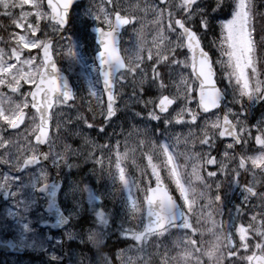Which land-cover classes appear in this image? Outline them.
<instances>
[{
    "label": "snow or ice",
    "instance_id": "snow-or-ice-1",
    "mask_svg": "<svg viewBox=\"0 0 264 264\" xmlns=\"http://www.w3.org/2000/svg\"><path fill=\"white\" fill-rule=\"evenodd\" d=\"M139 12L153 17L150 45ZM0 17L14 29L0 23V232L18 234L9 247L44 252L42 264H264V113L249 127L264 108L254 0H146L137 11L120 0H0ZM55 57L69 71L91 61L96 79L79 97L90 116ZM105 177L111 190L92 187ZM117 218L127 247L109 255ZM89 244L93 255L77 253Z\"/></svg>",
    "mask_w": 264,
    "mask_h": 264
},
{
    "label": "rangeland",
    "instance_id": "rangeland-1",
    "mask_svg": "<svg viewBox=\"0 0 264 264\" xmlns=\"http://www.w3.org/2000/svg\"><path fill=\"white\" fill-rule=\"evenodd\" d=\"M121 4L123 5V8L129 11H137V6L139 5L140 7L143 6V4L146 2V0H120ZM139 17H140V23H138L136 25V29L137 31H141L143 34V38L146 41V45H150L153 37L156 35V31H155V24L153 22V17L151 16V14L148 15H144L143 12H139ZM14 29L10 26V30L9 31H13ZM18 31V30H17ZM1 36V35H0ZM5 37V36H3ZM6 38V37H5ZM138 37L136 35V32L133 31V29L131 27L128 28V32L127 34H125L124 37V48L129 49V52L127 53V56L129 57H134L137 46H138ZM66 44V41L62 42ZM0 47H3V44H0ZM64 62H68L66 59H63ZM81 66V65H80ZM82 67V66H81ZM82 71H83V75L87 81V83L89 81H92V76L90 74V72L87 70L86 66L84 65L82 67ZM93 82V81H92ZM89 85V83H88ZM83 94L84 97H87L88 94L85 90H83ZM81 101V100H80ZM80 101H78V103H76V106L78 108H80V111L83 112L86 115H91L90 113L87 112L86 110V105H84L83 103H81ZM95 103V102H93ZM120 106L123 109V101L120 102ZM136 110H139V107L136 108ZM71 113H74L76 115V111L75 110H69ZM264 113V108H261L260 105H256L253 109H252V115L250 117L249 120V127H252V125L255 124V121L257 119L260 118L261 114ZM100 117L97 116V120H99ZM122 124V121H116V127H115V131L116 133L119 135L121 132V128L119 127V125ZM130 129H125V134L127 135V132ZM253 132L255 133V128L252 129ZM178 132L182 131L184 134L187 133V129H177ZM136 137L133 136L132 138H130L129 143L130 145H132V143L135 142ZM23 140V139H22ZM59 143V142H58ZM76 145V144H74ZM77 146V145H76ZM134 147V146H133ZM85 150H87V146H85ZM255 152V148L253 146H251V150L249 151L248 154H254ZM137 153H139V151H137ZM140 154V153H139ZM137 164H141V157L139 156V159H136ZM154 162H158L156 160H154ZM147 160L146 158L143 159L141 166H143V164H146ZM88 167H91V164H88L85 166V168L87 169ZM135 169V167H134ZM136 173L138 174V172L136 171ZM245 178V175H244ZM259 179V177H257ZM242 179H243V175H242ZM247 180L250 181L252 180V175L251 173H248L247 175ZM92 187L94 189H100L101 191H104L105 189L111 190L112 189V183L110 180L107 179V177H105L103 180H101L100 184H96L95 179H93L91 181ZM101 187H103V189H101ZM240 195L239 191H237L236 193L233 194V196L238 197ZM87 198V194H85V199ZM107 206L109 208L113 207V203L110 204V201H106ZM115 207H119V204L117 203L115 205ZM249 216L251 215V213L248 214ZM35 219V218H34ZM226 219V217H225ZM90 223V222H89ZM245 225L247 224V221H244ZM133 224H135V222H133ZM119 226V219H116L115 223H111L110 222V229H111V235L110 238H108L105 241V245L109 244L106 246V249L112 254L115 250V247L113 243L118 242L119 244H122L121 248H124L126 244L120 243L117 240V235L118 233L116 232V229ZM125 226H129V225H125ZM210 227L209 224H204L203 227V231H204V236L207 239V241H211L213 240V237L211 236V234L209 232H207V228ZM10 234H12V236L17 237L18 236L15 234V232L13 231H8ZM180 235V233H175V235L170 236L168 238V240L166 241V244L168 245V247L171 249V252L173 250V242L175 241V238L177 239V237ZM75 247V246H74ZM89 247L91 249V251L89 250ZM120 247V246H119ZM81 250H83L84 252H87V254L89 256L93 255L95 253V249H92V245L89 244L87 246V248H84V246H80V248L76 249L77 253H79ZM105 252V250H104ZM107 253V252H105ZM108 254V253H107ZM32 264L27 258L23 257V258H16V257H0V264Z\"/></svg>",
    "mask_w": 264,
    "mask_h": 264
},
{
    "label": "water",
    "instance_id": "water-1",
    "mask_svg": "<svg viewBox=\"0 0 264 264\" xmlns=\"http://www.w3.org/2000/svg\"><path fill=\"white\" fill-rule=\"evenodd\" d=\"M59 67V66H58ZM57 199H58V194H57ZM56 230V229H54ZM9 241H12L14 242L13 240H9ZM8 241V242H9ZM8 242L6 243H3L0 239V250H3V251H6V252H18V253H23L25 251V249H22V250H18V249H15V248H11L8 246Z\"/></svg>",
    "mask_w": 264,
    "mask_h": 264
},
{
    "label": "flooded vegetation",
    "instance_id": "flooded-vegetation-1",
    "mask_svg": "<svg viewBox=\"0 0 264 264\" xmlns=\"http://www.w3.org/2000/svg\"><path fill=\"white\" fill-rule=\"evenodd\" d=\"M3 210H4V206L0 207V212H3Z\"/></svg>",
    "mask_w": 264,
    "mask_h": 264
}]
</instances>
